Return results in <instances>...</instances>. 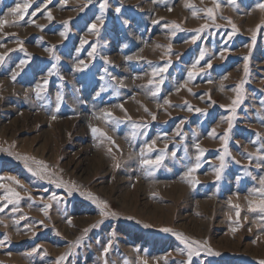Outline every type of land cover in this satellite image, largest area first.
Here are the masks:
<instances>
[{"label": "rangeland", "instance_id": "obj_1", "mask_svg": "<svg viewBox=\"0 0 264 264\" xmlns=\"http://www.w3.org/2000/svg\"><path fill=\"white\" fill-rule=\"evenodd\" d=\"M104 2L32 0L20 20L11 10L24 0H0V264H187L164 228L220 253L191 264H257L264 212L249 200L264 177V0H187L219 2L215 21L186 0H107L101 25ZM9 189L21 199L8 203Z\"/></svg>", "mask_w": 264, "mask_h": 264}, {"label": "snow or ice", "instance_id": "obj_2", "mask_svg": "<svg viewBox=\"0 0 264 264\" xmlns=\"http://www.w3.org/2000/svg\"><path fill=\"white\" fill-rule=\"evenodd\" d=\"M49 2H50V0H49ZM231 2L234 4L235 3V0H231ZM31 3H32V0H24V3L22 5L18 3L16 5V7L14 9H12L11 11L13 13L18 14L19 19L22 20L23 17H24V14L27 13V9H28V7L30 6ZM88 3H91V0H88ZM85 6H87V5H85ZM45 7H46V5H45ZM100 7H101V10H102L101 11V16L97 17V20H99L100 21V24L102 25V23H103V19H102L103 18V10L106 9V7H107V0H105V2L103 4H101ZM185 7H188L190 9H193V11H192V15L193 16H197L199 12H205L206 15H207V17L210 20L215 21V19H216V10L221 7V4L219 2H217V3H215L214 7L197 9L194 4L189 3L186 0ZM257 7L261 8L262 10H264V4H259V5H257ZM171 10L172 9L170 8L169 11H171ZM116 11L119 12L120 9L117 8ZM47 17H48L49 20H52L53 19V16H52L51 11H49L47 13ZM8 22L9 21H7V20L0 21V27H2L3 24H7ZM16 22L17 21H12V23H16ZM229 22L232 23L230 18H229ZM64 23L67 24L68 22L65 21ZM153 23L154 24L155 23H159V21H153ZM38 26L43 27L41 25H38ZM207 26L208 25H202L201 26V29L199 31H203V29L205 27H207ZM261 26L262 25H258L257 27L259 28ZM172 27H173V31H175L176 29H180V25L179 24H176L175 22H173ZM232 29H233L234 32L235 31H238L237 26L234 23H232ZM89 30L90 31H93V30L96 31V33L98 35L99 34V25H97V24L94 23V24L91 25V28ZM180 30H183V29H180ZM67 32H68V29L65 28V31L62 32L61 35L66 37L67 36ZM254 38H255V36L253 35V39ZM84 42H86V41H84ZM193 42H195V38L193 39ZM53 48H54V46H53ZM168 48L170 49L171 48V45H168ZM95 52H96V48H95V46H93L92 52H89L88 55L89 56H93L95 54ZM203 57H204V52H201L200 58L203 59ZM54 58L56 60H59V57L58 56H56ZM2 59H3V57L0 56V60H2ZM129 59H131V57H129ZM21 63H24V62L22 61ZM197 63H199V61H197ZM81 65L83 67H85V68L87 67V64H85L84 61H80V64L77 67L79 68ZM53 67H55V66H53ZM195 67L196 66L193 65V68L194 69H195ZM208 67H211V64H209ZM247 68H248V66H247V64H245V72L246 73H247ZM164 70L165 69H155L153 71V75L155 76L158 72H163ZM195 74H196L195 71L190 72L189 73V77L191 78ZM49 75H52V73L49 72ZM13 78H15V77H13ZM44 83L47 84V80H45ZM149 83L151 84V83H153V81H149ZM156 90H157V92L159 91V84L156 85ZM40 91H42V87H41L40 84H38L37 85V95L38 96L40 94ZM177 91H179V89H177ZM152 95H156V92H153ZM236 102H239V97L237 98V101ZM236 102H234V103H236ZM170 103H171V101L165 100V104H170ZM121 107H123V106L121 105ZM145 110L147 111L148 109L146 108ZM197 111H200V109H197ZM233 111H235V108L234 107H233ZM106 116L111 117L112 116V113L108 112V113H106ZM53 119H55V116H53ZM152 119L153 120L156 119L155 114L152 115ZM231 120H232V118L229 119L228 130L225 132L224 136L222 137V139L225 141V152H227L228 133L230 132V130L232 128V122H231ZM91 131H92V133L94 135L100 134L102 136H106V133H103L101 131V129H99L97 127H92ZM215 131L216 130L213 129L211 134L212 135H215ZM107 138L109 140H111V137H107ZM113 143H114V141H113ZM153 145H155V141H153L151 145H148L149 150H152ZM196 147H197V149H199V152L202 155L204 153L205 149L201 148L199 144H197ZM17 158L18 159H23L26 164L28 163L29 160H32L35 163H38V164L42 165L43 166V169L45 171L47 170L46 165H44L43 162L35 161V158L34 157H27V156L21 157V156H17ZM162 159H163V157H158L154 161L153 160H144L143 163L144 164H147V165H158L161 162ZM220 160H221V169H222L224 167V164H223L224 157L221 156L220 157ZM197 161H199V156H197ZM199 167H200V165H199V163H197L194 168H192V169L189 170V173L188 174L191 175V173L194 172L195 169L196 168H199ZM29 170L30 171L32 170L31 167L29 168ZM36 175H41V172L40 171H37L36 172ZM217 178H219V172L217 173ZM10 179H13L14 180L15 178H10ZM193 180L195 181V178H193ZM16 182L19 183V181H16ZM195 182H198V181H195ZM260 185H261V187L254 189L253 190V193L256 194V195H259L261 197V199L259 201L249 200L250 211H256L257 208H259V210L261 212H264V177H262L260 179ZM0 187H2V185H0ZM69 190L71 191V189H69ZM81 195H85V193H81ZM87 196H88V198L90 200H92L94 203H97L100 206V210H101L102 215H104V216H116L117 215V213H115V212H109V211H107V208H108L107 201L100 200L98 197H95L92 193H87ZM0 199H3V198H0ZM19 199H21L20 194L18 192H16L15 190H13V189H9V193H8V196H7V202L8 203H12L13 200L18 201ZM4 207H7V204H5ZM50 207H51L50 204L49 205H45V207L43 209L45 215H48V209ZM235 207L237 208L236 215H237V217H239V215H240L239 206L237 205ZM14 210H18V209H14ZM2 211H3V208H0V212H2ZM261 218L264 219V217H261ZM69 222H71V221H69ZM41 223H42V221H41ZM145 227H148V225H145ZM162 230L165 231V232H171L173 235H175L185 245V248L187 250V256H188L187 264H191L192 257L194 255H199L200 251H205L209 255H219L220 254L219 252H215L211 248L210 244L207 241H203L202 242V241H198V240H193V239L185 236L183 233L176 232V231H174L171 228H164ZM236 230H237L236 228L233 229L234 232ZM87 231H88V229H85V232H87ZM5 238L7 239V237H5ZM2 244H3V241H0V246H2ZM194 245H195V247H194ZM110 246L111 245L109 243V247ZM108 250H109L108 248H105L104 249L105 253H107ZM64 259H65V256L59 257L58 258V261H57V264H61V262ZM105 264H107V262H105ZM145 264H146V262H145ZM181 264H184V262H181ZM257 264H264V259L259 260L257 262Z\"/></svg>", "mask_w": 264, "mask_h": 264}, {"label": "bare ground", "instance_id": "obj_3", "mask_svg": "<svg viewBox=\"0 0 264 264\" xmlns=\"http://www.w3.org/2000/svg\"><path fill=\"white\" fill-rule=\"evenodd\" d=\"M173 188H174V186H173ZM173 190V189H172ZM179 191V190H178ZM180 192H181V190H180Z\"/></svg>", "mask_w": 264, "mask_h": 264}]
</instances>
